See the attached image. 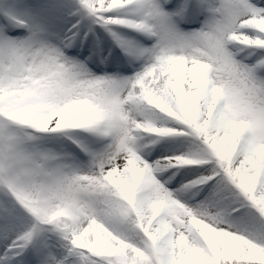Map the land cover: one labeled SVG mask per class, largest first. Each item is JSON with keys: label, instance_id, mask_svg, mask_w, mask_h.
<instances>
[{"label": "snow or ice", "instance_id": "6c2138e0", "mask_svg": "<svg viewBox=\"0 0 264 264\" xmlns=\"http://www.w3.org/2000/svg\"><path fill=\"white\" fill-rule=\"evenodd\" d=\"M0 264H264V0H0Z\"/></svg>", "mask_w": 264, "mask_h": 264}]
</instances>
